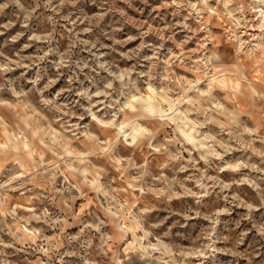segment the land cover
Returning <instances> with one entry per match:
<instances>
[{
    "label": "rangeland",
    "instance_id": "1",
    "mask_svg": "<svg viewBox=\"0 0 264 264\" xmlns=\"http://www.w3.org/2000/svg\"><path fill=\"white\" fill-rule=\"evenodd\" d=\"M252 2L0 0V264H264Z\"/></svg>",
    "mask_w": 264,
    "mask_h": 264
},
{
    "label": "bare ground",
    "instance_id": "2",
    "mask_svg": "<svg viewBox=\"0 0 264 264\" xmlns=\"http://www.w3.org/2000/svg\"><path fill=\"white\" fill-rule=\"evenodd\" d=\"M252 3H253L252 10L255 13L256 20H257V26H256L257 27V31H260L262 33V35L264 36V12H263V9H264V0H253ZM240 49L241 48H239V50ZM253 50H254V47H252L250 49V51H253Z\"/></svg>",
    "mask_w": 264,
    "mask_h": 264
}]
</instances>
